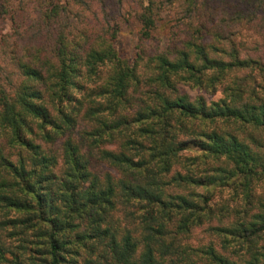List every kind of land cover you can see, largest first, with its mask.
<instances>
[{"label": "trees", "instance_id": "1", "mask_svg": "<svg viewBox=\"0 0 264 264\" xmlns=\"http://www.w3.org/2000/svg\"><path fill=\"white\" fill-rule=\"evenodd\" d=\"M0 264H264V0H59L0 34Z\"/></svg>", "mask_w": 264, "mask_h": 264}, {"label": "rangeland", "instance_id": "2", "mask_svg": "<svg viewBox=\"0 0 264 264\" xmlns=\"http://www.w3.org/2000/svg\"><path fill=\"white\" fill-rule=\"evenodd\" d=\"M43 1L44 0H0V12L3 13L0 15V34L5 35L13 32L14 28L20 27L22 22L33 16L36 11L39 9L53 8L54 2H58L59 0H46L43 4H41L40 2ZM132 6L130 4H126L124 6V10L129 11L130 13L132 8L136 5ZM163 17L164 19H162V23H168L165 28H171L173 24L172 21L175 18L174 12H164ZM120 25L122 31L120 40L118 41V46L124 56L133 57L134 51L136 50V43L140 33L141 24L137 20L130 19V23L121 21ZM166 34H168V32ZM191 93L196 94V91L191 90ZM215 98L217 97L215 96Z\"/></svg>", "mask_w": 264, "mask_h": 264}]
</instances>
